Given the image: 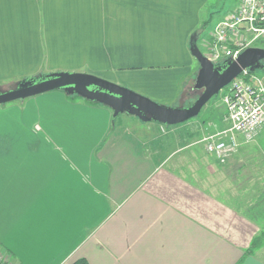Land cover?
<instances>
[{
	"label": "crops",
	"instance_id": "crops-1",
	"mask_svg": "<svg viewBox=\"0 0 264 264\" xmlns=\"http://www.w3.org/2000/svg\"><path fill=\"white\" fill-rule=\"evenodd\" d=\"M205 1L0 0V81L85 69L182 105L200 66L189 40ZM56 91L48 124H21L17 104L0 108V254L11 264H264L252 248L264 172L219 170L204 131L167 138L162 122L113 117L107 104ZM209 123L228 127L225 110ZM65 125L84 143L63 140ZM250 189L254 201H244Z\"/></svg>",
	"mask_w": 264,
	"mask_h": 264
},
{
	"label": "water",
	"instance_id": "water-1",
	"mask_svg": "<svg viewBox=\"0 0 264 264\" xmlns=\"http://www.w3.org/2000/svg\"><path fill=\"white\" fill-rule=\"evenodd\" d=\"M189 47L200 64L194 86L202 90L187 105H168L128 85L81 70H54L25 76L15 85L0 90V103L62 88L68 93L109 105L113 117L128 112L142 120L175 124L198 114L205 103L244 68H264V46L261 45L247 46L236 58L226 57L218 62L202 51L196 33L191 34Z\"/></svg>",
	"mask_w": 264,
	"mask_h": 264
},
{
	"label": "rangeland",
	"instance_id": "rangeland-1",
	"mask_svg": "<svg viewBox=\"0 0 264 264\" xmlns=\"http://www.w3.org/2000/svg\"><path fill=\"white\" fill-rule=\"evenodd\" d=\"M235 4H236V0H206L202 4L203 6H201V9L199 10V15H200L199 16V22H198L197 26L195 27V30H198V34H197L198 43H199V46L202 50H204V47H202L201 42L202 41L206 42V40L209 39V35L211 34V31L213 30L216 23L219 20H221L225 16V14L227 12H229V10L235 6ZM254 43L255 44H251V45L264 46V36L259 37ZM222 59H224V58H222ZM194 60H195L194 65L198 66V64H199L198 59L196 57H194ZM54 70H72V69L60 67V68H55V69L50 70V71H54ZM81 71H87V70L82 69ZM255 71L258 73H264V68H256ZM41 72H49V71H41ZM115 73L120 75L119 72L115 71ZM196 75H197V72H195L194 75L191 74L190 80L188 81V85H189L190 90L192 91L193 94L191 95V97L189 99L187 98L186 102L184 103L185 105H187L191 101H193L195 99V97L202 90L201 88L195 87L193 84L195 82ZM103 77H105V76H103ZM16 79L20 80L21 77L16 78ZM116 82H118V81H116ZM2 83H4V84H2ZM118 83H120V82H118ZM125 85H127V84H125ZM6 86H8L7 83H5L3 80L0 81V88L6 87ZM56 90H59L60 92H62L63 96L66 98H68L69 96L71 97V99H72V97H75L74 102H76L77 98H82L80 100H82L83 102H87V101H85L86 100L85 97H83L77 93H68L62 88H57V89H53V91H50V90L44 91V92L37 93L34 95L15 98V99L0 103V108L4 109V107L14 106V104H17L18 107H16V109H15L16 113H12V114H15V115L17 114L16 115L18 117L17 120L20 121L21 124H30L33 120L38 121L39 124H48L46 122L44 110L46 109V107L48 106V104L50 102L60 101L59 100L60 95H58V93H57L58 91H56ZM182 90L184 91V93L186 95L188 89H186L184 87ZM183 91H182V94H184ZM183 98H186V97H183ZM168 103H170L168 105L173 104V103L171 104L170 101ZM174 103H178V101H175ZM205 104L206 105H204L201 108V110L199 111L198 114L190 117L187 120L175 123V124H178L176 126L170 127L172 124H167V123H164L165 125H159V126H164L163 133L164 132L166 133V137L167 138H169L170 136L174 137V135H176L175 133H177V134L179 133V135L183 134V137L181 139L183 142L186 139H189V137H191L190 134H189V136L187 134L191 129L193 132V137L196 135L197 136L202 135L203 131L206 132L205 135L214 132V130L217 129V125H214L213 123H209V121L211 119L217 117V115L220 112L225 110V105L222 102L221 97L219 96V93L214 94ZM30 105H35L38 107V109L37 110L33 109V111H31L32 109L29 108ZM211 105H213L214 107H210ZM51 108L54 109L53 106ZM60 108L61 107H59L58 109L60 110ZM72 108H76V109L78 108L79 109V108H82V106H76V107L75 106H68L67 107L68 110H73ZM85 109L89 110L87 108H85ZM12 110L14 111V109H12ZM40 110H42L41 116L39 114ZM0 111H1V114L3 115V110H0ZM78 113L83 116L82 118H84L85 117L84 113H86V111L83 109H80ZM2 115L0 116V119H1L0 124H3L7 120V118L2 117ZM90 115H91V112L89 113V116ZM189 121H191L192 124L186 123ZM56 123H58V121ZM58 124H81V123H75L74 121L63 123L62 121H60V123H58ZM183 124H185V125H183ZM223 124L225 125L226 121H224ZM70 126L73 127L72 125H70ZM71 127L67 128L66 125L63 126L60 129V131L57 130L58 135H60V137L63 140H65L66 138H68V139L70 138L71 142L69 143V145L70 144L84 143V141H81L84 139V135L79 132V129L77 131L75 128H71ZM263 129H264V127H263ZM239 140L240 141H239L238 147L233 149L228 155L225 156L224 159H222L220 156L215 155L219 159V161H217L216 164L214 163L215 166L217 168H220L219 170L226 169V168L227 169H239L241 171H244L245 174L249 173V175L259 174L260 171L264 172V131L260 135H257L252 140L244 141L242 138H239ZM170 144H171V150L179 146V144L176 141H173ZM56 152H58V151H56ZM248 179H249V177L243 178L242 179V181H243L242 185L248 186V187L253 189V186H255V184H252L253 181H248ZM261 179L264 181V175H262ZM219 183H222V182H219ZM223 183L225 184V186L227 185L226 182H223ZM232 183L233 182H231L230 184H232ZM261 186H262V188H258L255 191L259 192L260 190H263V193H264V183H261ZM252 189H250L249 191H247L244 194L245 199H246V200L244 199V201H249V202L254 201V194H256V192H254ZM262 196L264 197V194ZM230 197L233 200V199H235L236 196L234 195V197H233L230 194ZM241 202H242V200H241ZM262 206H263L262 212L264 214V200H263ZM257 234H262V241L258 242L257 244H254V246L252 245V248L255 251V253H257L258 255H260L261 257L264 258V218H263V223H261V227L259 228V231Z\"/></svg>",
	"mask_w": 264,
	"mask_h": 264
},
{
	"label": "built area",
	"instance_id": "built-area-1",
	"mask_svg": "<svg viewBox=\"0 0 264 264\" xmlns=\"http://www.w3.org/2000/svg\"><path fill=\"white\" fill-rule=\"evenodd\" d=\"M264 36V0H237L214 26L202 50L211 60L236 58ZM228 127L203 137L206 150L225 158L244 141L254 139L264 127V73L244 68L219 91ZM0 264H11L0 254Z\"/></svg>",
	"mask_w": 264,
	"mask_h": 264
},
{
	"label": "trees",
	"instance_id": "trees-1",
	"mask_svg": "<svg viewBox=\"0 0 264 264\" xmlns=\"http://www.w3.org/2000/svg\"><path fill=\"white\" fill-rule=\"evenodd\" d=\"M193 33L198 34V30H195ZM198 39V36H197ZM41 73V72H39ZM37 73V74H39ZM6 83V82H5ZM4 84V83H2ZM8 84V83H7ZM16 84V82H15ZM12 84H8V86L6 87H1V90L7 89L8 87H11ZM262 241V234H256L253 239H252V245L254 246V244H257L258 242ZM72 264H89V262L86 260V258H78L77 260H75Z\"/></svg>",
	"mask_w": 264,
	"mask_h": 264
},
{
	"label": "flooded vegetation",
	"instance_id": "flooded-vegetation-1",
	"mask_svg": "<svg viewBox=\"0 0 264 264\" xmlns=\"http://www.w3.org/2000/svg\"><path fill=\"white\" fill-rule=\"evenodd\" d=\"M262 62L264 63V59H262ZM1 90V89H0Z\"/></svg>",
	"mask_w": 264,
	"mask_h": 264
}]
</instances>
